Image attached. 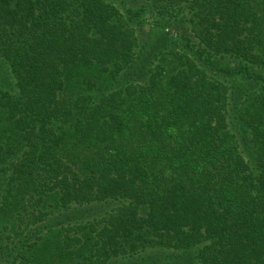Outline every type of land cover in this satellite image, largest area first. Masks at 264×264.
<instances>
[{
	"label": "trees",
	"instance_id": "16d2710c",
	"mask_svg": "<svg viewBox=\"0 0 264 264\" xmlns=\"http://www.w3.org/2000/svg\"><path fill=\"white\" fill-rule=\"evenodd\" d=\"M0 264H264V0H0Z\"/></svg>",
	"mask_w": 264,
	"mask_h": 264
}]
</instances>
